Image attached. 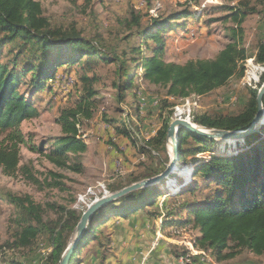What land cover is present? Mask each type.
<instances>
[{
  "label": "rangeland",
  "instance_id": "obj_1",
  "mask_svg": "<svg viewBox=\"0 0 264 264\" xmlns=\"http://www.w3.org/2000/svg\"><path fill=\"white\" fill-rule=\"evenodd\" d=\"M32 1L39 4L42 16L51 27L74 28L83 37H97L107 51L115 50L118 55L125 51L127 59L138 58L132 51L137 46L144 49V44L134 36L135 28L126 24L131 13L139 15L146 23L151 17L166 19L184 7H189L190 11H204L195 24H189L187 33L168 30L161 34L163 51L160 58L165 63L182 65L187 61L213 59L228 43L230 30L235 29L236 23L230 15L236 10L247 13L240 26L241 43L247 54L254 53L256 45L264 41L262 0ZM11 47L5 45L1 49L0 61L6 62L14 54L9 53ZM149 54L145 50L142 52L145 56ZM252 65L262 67L256 82L246 78ZM131 67L132 88L123 103L113 99L114 64L102 62L88 70L73 66L69 73H62L63 70L58 69L49 90L33 95L38 115L23 121L20 129L35 144L61 136L57 117L62 110L74 108L89 88L96 96L91 100L90 116L81 117L77 126L78 138L86 146L79 154V165L75 166L77 162L69 157L64 165L59 166L49 160L47 151L35 154L21 148L15 172L6 173L0 166V264H44L52 251L49 231L58 229L66 218L65 212L83 214L93 203L127 187L141 175L165 169L172 158L171 143L165 139L163 145L151 148L146 143L156 136L167 118L170 122L180 119L195 124L194 117L236 115L246 103L249 89H254L264 74V66L251 57L243 63L242 77H233L224 86L201 96L173 99L166 96L164 88L144 82L140 78V69L134 64ZM82 77L90 81L85 82ZM19 92L28 96L23 87ZM123 129L130 137L117 133ZM224 145L216 141L213 147L206 148L203 157L242 152L237 143ZM194 146L196 143L188 139L186 147ZM179 163L176 161V172L187 182L189 171ZM171 186L172 190L163 189L173 193L186 185L173 182ZM6 194L25 201L24 206L27 205L28 209H35L40 222L31 220L33 216L6 202ZM157 210L164 213L163 209ZM118 219L100 228L104 230L103 234L96 244H89L81 252L79 264H264V254L256 256L246 250L219 262L197 242L200 235L196 229L166 226L162 217L143 213L131 219ZM25 223L37 227L39 233L29 245L21 246L15 242V237L22 228L19 225ZM127 230L138 236V240L140 237L149 238L146 251H130L128 260H119L121 252L117 251L109 261V245L115 237L121 239ZM160 248L161 251H156ZM102 253L105 261H100Z\"/></svg>",
  "mask_w": 264,
  "mask_h": 264
},
{
  "label": "trees",
  "instance_id": "obj_2",
  "mask_svg": "<svg viewBox=\"0 0 264 264\" xmlns=\"http://www.w3.org/2000/svg\"><path fill=\"white\" fill-rule=\"evenodd\" d=\"M262 2L264 4V0ZM203 12L190 11L189 7H184L166 19L151 17L146 23L142 22L139 15L131 13V19L126 24L135 28L134 36L144 44V49L137 46L132 51L138 58L127 59L125 51L119 55L115 50L107 51L97 37H83L74 28L51 27L42 16L39 4L32 0H0V58L1 49L5 45H12L9 53L14 52L6 62L0 61L2 170L9 174L15 172L20 162L21 148L35 154L47 151L49 160L59 166L64 165L69 157L77 162L75 166L79 165V154L84 152L86 146L78 138L77 126L81 117L88 118L91 114V100L96 96L91 88L74 108L60 112L56 119L61 130L60 137L35 144L20 129L23 121L38 115L33 95L49 90L58 69H62V73H69L73 66L88 70L98 62L114 64L113 99L117 103H123L127 92L132 88L133 64L140 69V78L144 82L164 88L166 96L173 99L201 96L224 86L233 77H242L243 63L248 58L253 57L257 64L264 66V41H260L250 55L242 46L240 26L247 13L238 10L232 11L230 15L236 26L230 30L228 43L213 59L187 61L182 65L165 63L160 58L163 51L161 34L168 30L187 33L189 24H195ZM148 42L153 43L152 47ZM144 50L150 54L142 55ZM82 80L90 81L86 77H82ZM263 82L264 74L255 88L249 89L247 101L236 115H205L194 117L193 122L207 129H247L256 113V95ZM21 87L28 96L19 92ZM262 105L264 108V96ZM114 123L115 121L112 125ZM169 123L167 118L156 136L148 140L146 144L149 148L163 145ZM126 132L124 129L117 131L126 138L130 137ZM188 139L196 143V146L186 147ZM215 144L216 141L208 137L180 130L177 162L182 163H179L182 168L188 169L189 180L186 182L183 175L175 170L166 181L132 191L96 208L67 264L80 263L79 255L89 244L93 246L97 243L104 232L100 229L102 226L111 220L131 219L143 213L155 218L162 217L164 224L169 227L196 229L200 235L197 242L219 262L234 258L241 250L256 256L263 255L264 127L247 136L242 144L237 143L242 152L212 154L204 158L206 148ZM74 169L77 170L75 167ZM163 170L164 168L143 174L129 185L156 176ZM173 182H182L186 186L173 193L167 191ZM4 200L33 216V219L30 217L31 220L40 222L35 209L24 206L25 201L10 194H6ZM153 209L156 211L151 212ZM157 209H163L164 213L161 214ZM65 215L66 218L58 229L49 231L52 251L44 264H58L82 214L67 211ZM19 226L22 228L16 234L15 242L21 246L29 245L38 235L39 229L29 223ZM105 259V254L102 253L100 261Z\"/></svg>",
  "mask_w": 264,
  "mask_h": 264
},
{
  "label": "water",
  "instance_id": "obj_3",
  "mask_svg": "<svg viewBox=\"0 0 264 264\" xmlns=\"http://www.w3.org/2000/svg\"><path fill=\"white\" fill-rule=\"evenodd\" d=\"M264 96V82L261 85L260 89L256 95V113L252 118V121L249 127L245 130H220V129H207L196 124H191L187 121L176 119L169 123L166 131V140L169 141L172 145V158L169 163L166 165L165 169L156 176L143 179L139 182L133 183L119 191L114 192L106 198H103L99 201L93 203L87 210L81 215L79 222L77 223L72 238L63 252L58 264H67L69 257L75 247L76 242L80 239L83 230L87 224V221L91 213L98 208L99 206L108 203L110 201L116 200L127 193L132 191L155 185L161 181H166L169 179V176L172 173H175L176 170V160L178 159L177 154V139L180 130H186L201 136L208 137L214 141L222 142L223 144H236L244 141V139L250 134L256 133L260 128L264 127L263 117H264V108L262 105V99Z\"/></svg>",
  "mask_w": 264,
  "mask_h": 264
},
{
  "label": "crops",
  "instance_id": "obj_4",
  "mask_svg": "<svg viewBox=\"0 0 264 264\" xmlns=\"http://www.w3.org/2000/svg\"><path fill=\"white\" fill-rule=\"evenodd\" d=\"M123 237L121 239H117L115 237V240L111 242L109 245V261L113 258V255H117V251H120L119 253V260H128L130 251H146V244L149 240V238H142L138 240V236L130 232L129 230L126 231V234L122 235ZM134 237V238H132ZM140 245L145 246L142 247ZM162 248L156 249V251H161ZM155 251V250H154Z\"/></svg>",
  "mask_w": 264,
  "mask_h": 264
},
{
  "label": "bare ground",
  "instance_id": "obj_5",
  "mask_svg": "<svg viewBox=\"0 0 264 264\" xmlns=\"http://www.w3.org/2000/svg\"><path fill=\"white\" fill-rule=\"evenodd\" d=\"M249 61H251V60H249ZM262 71V67L261 66H259V65H252L251 67H250V69L247 71V74H246V78H247V80H252V81H254V82H256L257 81V79H258V75H259V73ZM180 113V112H179ZM263 121H264V117H263ZM170 148H171V150H172V145L170 144ZM177 161V160H176ZM176 166V165H175Z\"/></svg>",
  "mask_w": 264,
  "mask_h": 264
}]
</instances>
